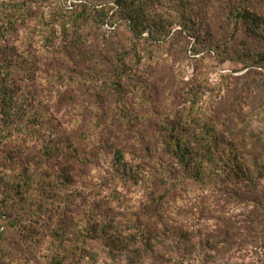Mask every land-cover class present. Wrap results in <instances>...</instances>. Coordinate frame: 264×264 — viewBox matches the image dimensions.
I'll return each mask as SVG.
<instances>
[{"label": "rangeland", "instance_id": "obj_1", "mask_svg": "<svg viewBox=\"0 0 264 264\" xmlns=\"http://www.w3.org/2000/svg\"><path fill=\"white\" fill-rule=\"evenodd\" d=\"M146 1L141 36L114 0L61 1L82 41L41 49L24 84L39 137L0 145V264H264V31L236 23L264 0ZM37 2L36 33L60 5ZM175 137L212 139L218 174L185 175ZM172 182L164 214L151 197Z\"/></svg>", "mask_w": 264, "mask_h": 264}, {"label": "trees", "instance_id": "obj_2", "mask_svg": "<svg viewBox=\"0 0 264 264\" xmlns=\"http://www.w3.org/2000/svg\"><path fill=\"white\" fill-rule=\"evenodd\" d=\"M59 1L60 5H58L56 19H53L46 31L39 30L36 33V28L45 20L51 18V13L46 15L35 5L38 3L37 0H0V145L6 138L7 141L14 143V148L17 149L18 147L20 149L22 147L21 142L30 143L34 140L32 138L37 140L39 137V128L36 127L39 124H35L34 120L40 119V113L32 105L30 107L33 108V112H29V100L28 96L25 95L24 84L25 81L29 80V76L34 73L38 56L42 52L41 49L49 52L51 47H54L57 43L77 48L82 41L80 21L77 14H74L79 4L74 2L70 4V8H65L64 3L61 4V1L66 2L67 0ZM180 1L185 3L187 0ZM114 2L116 6L123 9L126 18L133 24L134 27L132 26V28L136 36H141L144 30L151 27L149 17L144 9L137 10L133 7L134 0H114ZM144 2L147 1L144 0ZM239 8L236 23L246 22L252 33L259 28L264 31V15L257 12L255 5L251 3L248 5L243 4ZM112 9L113 6L105 5L100 10L96 9L95 12H101L102 17L105 18L109 16ZM39 40H44L42 46L39 45ZM211 141L212 139L205 138V140L198 139L190 144L189 142H181L176 137L171 141L174 159L184 167L183 172H185V175H189L198 182H205L210 174L215 173L217 175L219 172L209 169V162L214 159L209 149ZM10 156L12 157L11 154ZM116 171L123 175L125 173H122V171L126 172L127 167L121 163L117 166ZM181 188L183 187L173 182L164 183L160 194L153 191L154 196L151 198L165 214L166 207L169 204L168 199ZM156 194L158 195L157 198L155 197ZM146 219L151 222L148 223L150 226L154 224L151 221L154 218L148 217ZM107 224L110 223L100 221L97 224L101 228L100 233L94 230L88 233L89 238L92 236L91 234H95L91 240H102L104 238L102 234L106 232L102 227ZM144 229H146L145 245L151 247L150 242L152 243L154 232L148 226ZM87 230L89 232L91 227L88 226ZM186 234L187 232L182 235L177 233V237L181 240ZM82 250L87 251L85 242ZM99 254V252L95 253V255ZM61 259L56 258L54 260L55 264H63Z\"/></svg>", "mask_w": 264, "mask_h": 264}]
</instances>
